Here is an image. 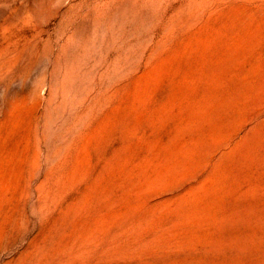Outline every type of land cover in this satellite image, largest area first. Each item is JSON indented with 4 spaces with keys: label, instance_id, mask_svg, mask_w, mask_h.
Returning <instances> with one entry per match:
<instances>
[{
    "label": "rangeland",
    "instance_id": "obj_1",
    "mask_svg": "<svg viewBox=\"0 0 264 264\" xmlns=\"http://www.w3.org/2000/svg\"><path fill=\"white\" fill-rule=\"evenodd\" d=\"M0 264H264V0H0Z\"/></svg>",
    "mask_w": 264,
    "mask_h": 264
}]
</instances>
